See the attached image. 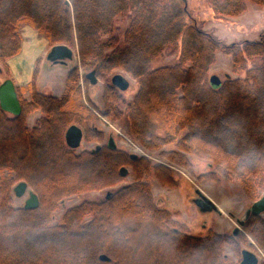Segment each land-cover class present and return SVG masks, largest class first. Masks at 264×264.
<instances>
[{"label": "trees", "instance_id": "obj_1", "mask_svg": "<svg viewBox=\"0 0 264 264\" xmlns=\"http://www.w3.org/2000/svg\"><path fill=\"white\" fill-rule=\"evenodd\" d=\"M207 1L222 18L243 14L249 2L264 6V0ZM121 15L130 23L120 38L114 30ZM190 19L187 0H0V67L9 73L8 61L22 49L21 29L30 25L52 46L77 47L82 66L97 75L122 69L139 90L122 112L119 89L107 86L106 116H126L131 137L159 151L162 162L191 169V155L207 160L255 198L264 189V41L227 45ZM179 50L176 65L151 69ZM218 51L245 75L226 76L214 88L209 72ZM80 78L79 69H71L61 97L38 91L35 82L18 87V116L0 105V264H236L224 248L241 254L243 235L193 236L157 204L153 180L175 185L168 165L107 145L81 152L67 145L73 125L83 128L86 141H105L90 109L77 100ZM35 112L42 116L29 128ZM124 167L133 169L136 182L67 209L55 224L51 214L64 199L112 188L124 179ZM21 181L38 195V208L13 205ZM244 229L264 251V219L251 216Z\"/></svg>", "mask_w": 264, "mask_h": 264}, {"label": "rangeland", "instance_id": "obj_2", "mask_svg": "<svg viewBox=\"0 0 264 264\" xmlns=\"http://www.w3.org/2000/svg\"><path fill=\"white\" fill-rule=\"evenodd\" d=\"M189 11L192 19L190 23L200 26L203 30L212 33L217 39L227 45L241 44L245 41H264V6H259L254 3H248L247 10L234 18H222L216 15L213 8L207 0H187ZM130 23L128 15L118 16L115 20V35L122 37L126 28ZM30 25H23L21 32L26 34ZM34 29V28H33ZM36 30V29H35ZM38 31V30H36ZM44 35L43 33H40ZM46 37V35H44ZM47 38V37H46ZM50 42V41H49ZM52 44L50 43V49ZM74 50V58L68 61L67 65H56L53 67L46 60L40 68V75L37 78V88L40 92L46 95L61 97L69 85L65 87V72L67 66L70 68H78L81 76L79 84L82 87L83 95L79 97V103L90 109L93 116L96 118L95 126L105 133V141L103 143L88 142L84 140L82 145L77 149V152L83 150L95 149L98 145H107L110 137L113 136L119 149L125 150L129 154H135L139 157H147L152 162L164 164L158 158L159 151H147L137 144L130 135V126L126 116L120 119L113 120L105 115L107 105L105 103V88L112 84V78L116 74L124 75L130 82V87L127 91H118L122 102L119 107L122 112L127 108V105L132 101L139 90L137 80L131 77L122 69L118 68L103 75L95 74L98 83L96 85L84 82V78L92 70L85 69L81 64V59L77 47ZM180 50L175 53H167L152 62L151 69H157L164 66H174L179 62ZM8 72L0 67V83L8 78ZM245 74H236L233 70V61L231 56L223 51L216 53V61L211 66L209 77L218 76L222 81L226 76L232 78L242 77ZM68 77V75H67ZM221 87V86H220ZM26 96L31 97V93L27 92ZM42 116L41 112H35L28 117V126L33 128L37 119ZM192 168H185L179 165L168 163L171 168L174 186L164 185L160 181L154 179L152 184V192L157 204L165 207L177 216V219L188 226L191 235L196 237H204L210 232L224 234L228 236L234 235L233 232L239 229L240 235L246 238V243L241 245L242 250H250L260 258V264L264 262V251L257 243L256 239L248 234L244 227L238 223L243 220L247 210L254 202L264 197V189L260 190L255 198L248 196L243 189V186L238 180H230L223 173H220L207 160L190 156ZM128 169L127 176L117 185L112 188L92 191L73 195L70 198L64 199L56 210L52 212L53 221L58 224L62 223L64 214L67 209L80 205L86 201H100L107 197V194L113 190H118L124 185L136 182V174L131 167ZM213 178V179H212ZM20 182H17V186ZM29 188L22 197H18L13 193V205L15 207H24L29 198ZM34 191V190H33ZM198 193L209 198L218 208L215 211H202L195 203V198ZM264 219V214L261 215ZM224 255L230 260L239 264L242 260L241 254H237L232 248L226 246Z\"/></svg>", "mask_w": 264, "mask_h": 264}, {"label": "water", "instance_id": "obj_3", "mask_svg": "<svg viewBox=\"0 0 264 264\" xmlns=\"http://www.w3.org/2000/svg\"><path fill=\"white\" fill-rule=\"evenodd\" d=\"M74 58V50L67 45H55L51 48L50 52L47 55V60L54 65H67L68 61H72ZM96 72L91 71L86 75V78L90 80L91 84L96 85L98 80L95 77ZM212 86L214 88H219L222 85V81L218 76H212L210 80ZM112 84L117 87L120 91L125 92L130 87L129 80L122 74H116L112 78ZM0 105L2 109L14 116H18L22 112V107L20 103V99L18 97L17 89L12 80L7 79L2 84H0ZM84 140V131L81 127L77 125L71 126L66 132V142L67 145L74 150H77ZM108 148L117 149V143L115 139L112 137L109 138L107 143ZM101 145L96 147V150H100ZM136 158V155H133ZM122 176L125 177L128 174L127 168H122L121 170ZM30 188L27 182L21 181L17 186L14 187V192L18 197L24 196L27 190ZM111 192L107 194L109 198L111 196ZM202 202L206 206V210L208 211H217V206L207 197L198 193ZM40 201L38 195L33 191H29V198L25 203L26 209H36L39 207ZM264 214V197L260 200L254 202V204L247 210L245 217L243 220H239L238 223L241 227L244 226L245 221L251 216H261ZM239 231L236 229L235 234ZM242 260L240 264H260V258L256 255V253L250 250H242ZM100 259L102 261H110V258L106 255H101Z\"/></svg>", "mask_w": 264, "mask_h": 264}, {"label": "crops", "instance_id": "obj_4", "mask_svg": "<svg viewBox=\"0 0 264 264\" xmlns=\"http://www.w3.org/2000/svg\"><path fill=\"white\" fill-rule=\"evenodd\" d=\"M26 30V34L22 33L23 43L20 54L8 61L9 75L7 79L13 81L16 89L18 87H27L32 82H35L37 88V78L40 75V68L43 66L44 61H47V55L51 50L50 42L44 35L40 34L39 31H36L32 27ZM50 65L53 67L56 66L54 64ZM71 69L70 66H67V71L65 72V89L68 84L67 75ZM7 79H4L3 82ZM37 90L40 91L38 88ZM25 98L28 100L30 99L26 94Z\"/></svg>", "mask_w": 264, "mask_h": 264}, {"label": "flooded vegetation", "instance_id": "obj_5", "mask_svg": "<svg viewBox=\"0 0 264 264\" xmlns=\"http://www.w3.org/2000/svg\"><path fill=\"white\" fill-rule=\"evenodd\" d=\"M195 203L197 204V206L202 210V211H208V210H206V206H205V204L202 202V199L200 198V196H199V194H197V196H196V198H195ZM213 211H215V210H213ZM215 212H217V211H215ZM244 227V226H243ZM240 231V230H239ZM239 231L235 234V232H233V234L235 235V236H237V235H239L240 233H239ZM241 256H242V254H241ZM239 264H240V262H239Z\"/></svg>", "mask_w": 264, "mask_h": 264}]
</instances>
